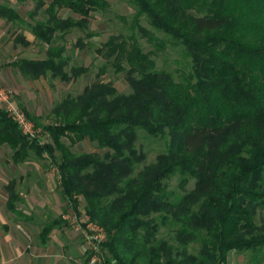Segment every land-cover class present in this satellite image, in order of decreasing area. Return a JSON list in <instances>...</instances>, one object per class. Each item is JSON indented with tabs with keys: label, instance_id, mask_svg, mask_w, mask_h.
<instances>
[{
	"label": "trees",
	"instance_id": "obj_1",
	"mask_svg": "<svg viewBox=\"0 0 264 264\" xmlns=\"http://www.w3.org/2000/svg\"><path fill=\"white\" fill-rule=\"evenodd\" d=\"M33 1L29 19L43 10L45 20L26 22L5 5L0 18L26 27L46 46L45 58L19 59L10 67L27 80H77L88 68L67 70L65 38L74 29L95 37L88 31L92 14L104 13L109 3ZM127 2L134 11L131 28L157 50L166 42L142 27L141 19L168 37L189 60V72L175 80L157 69L154 52H144L133 36H111L94 49L104 60L97 80L54 107L56 122L43 126L23 110L50 142L27 139L0 111V146L11 150L14 165L27 162L30 153L53 163L63 199L79 216L82 198L84 215L104 228L107 264H226L232 251L250 252L251 264H264V222L255 220L264 209V0ZM61 10L76 17L61 18ZM15 42L31 45L23 35ZM75 46L86 44L78 38ZM109 66L124 73L130 93L98 80ZM139 131L167 139L165 152L142 167L145 155L135 146ZM84 140L106 151L71 152ZM176 173L181 188L194 180L182 196L165 184ZM17 200L9 187L12 212ZM59 224L67 226L61 217L44 225L43 242ZM161 228L167 239L157 237Z\"/></svg>",
	"mask_w": 264,
	"mask_h": 264
},
{
	"label": "rangeland",
	"instance_id": "obj_2",
	"mask_svg": "<svg viewBox=\"0 0 264 264\" xmlns=\"http://www.w3.org/2000/svg\"><path fill=\"white\" fill-rule=\"evenodd\" d=\"M45 1L48 3L50 0ZM107 2L109 3V8L104 13H93L90 19L88 31L95 33V37L86 39L83 32L74 29L65 38V55L69 58L67 70L73 66L88 68L87 73L82 74L77 80L70 83L61 82L59 79L51 78L50 76L38 80H27L19 74L17 69L10 67V64L18 59H44L46 46L41 45L35 40L26 27L0 19V82L12 91L14 103L32 116L38 117L41 125L46 126L56 122L52 111L62 99L65 97H76L83 91L85 86L97 80L98 69L103 65L104 60L96 56L94 49L107 41L111 36H133L144 52H154L152 58H154L157 69L172 73L175 80H180L183 74L189 72V60L183 57L181 47L174 46L168 40V37L160 32H156L144 19H141L140 24L142 27L152 32L158 39L166 42L164 49L157 50L154 45L148 43L141 36L137 29L131 28V19L134 11L127 0H107ZM0 4L10 6L24 21L29 23L42 21L46 18L42 10L34 16L33 21L29 19L27 13L34 9L33 0H27L22 4L17 3L15 0H0ZM58 15L61 18L76 17L67 10L59 11ZM123 18L124 20H122ZM20 35L30 39L31 45L29 47H23L21 44L15 42L16 37ZM78 38L83 39L86 44L85 48L81 49L75 46ZM57 42L61 43L60 41ZM98 80L111 83L119 93H130L124 73L116 74L111 66L106 69L105 74ZM137 134L138 138L135 146L145 155L144 161L140 164V167H142L154 162L159 154L165 152L167 139L152 138L142 131H139ZM43 137L44 141L50 142L48 135H44ZM63 142L69 145L66 139H63ZM105 151L104 149H98L95 143L88 140L79 142L71 147V152L74 154L97 153L102 155ZM11 155L12 152L7 146L0 147V160L9 159ZM56 155L58 156L59 154L56 153ZM0 166L7 169V166L2 165L1 161ZM8 174L7 177H18L19 175L23 177H44L43 181L47 180L50 182L53 190H46L44 198L47 197L54 200V195L55 197L57 194L59 195L56 167L48 159H38L30 153L29 160L23 166L11 164V170H9ZM0 177L4 176L1 175ZM179 183L180 175L176 173L165 181L167 191L172 192L175 196H182L194 187V180H189L183 188L180 187ZM78 201L77 211L81 217L84 214L85 201L82 198H79ZM62 206L63 204L60 202V210L58 212L62 210ZM67 210L70 214L75 213L77 215L71 207H66ZM66 211L62 213H66ZM255 220L257 223L264 222V209L257 213ZM68 230L72 232L74 244L72 245L71 252L66 253V263L62 261L61 263L75 264V261L83 263L85 259L84 251L86 252L88 245L80 232H75L70 228ZM157 237L159 239H167V231L161 228ZM196 249L197 246L194 245L190 250L194 253ZM262 252L264 254V250ZM252 257L253 255L250 252L232 251L227 256L226 264H251Z\"/></svg>",
	"mask_w": 264,
	"mask_h": 264
},
{
	"label": "crops",
	"instance_id": "obj_3",
	"mask_svg": "<svg viewBox=\"0 0 264 264\" xmlns=\"http://www.w3.org/2000/svg\"><path fill=\"white\" fill-rule=\"evenodd\" d=\"M26 40L30 42V39ZM0 161L7 166V169L0 166V176H4L0 177V264L66 263V253L71 252L74 244V237L68 227L59 224L46 241L43 242L42 239L44 225L58 219L66 211V207L69 208L60 189L59 195L57 194L59 199L55 195L54 200L44 198L46 190L53 191L50 182H44V177H7L13 164L11 157ZM9 187H13L18 198L14 204V212L8 208ZM60 202L63 208L58 212ZM80 262L75 261V264H83Z\"/></svg>",
	"mask_w": 264,
	"mask_h": 264
},
{
	"label": "built area",
	"instance_id": "obj_4",
	"mask_svg": "<svg viewBox=\"0 0 264 264\" xmlns=\"http://www.w3.org/2000/svg\"><path fill=\"white\" fill-rule=\"evenodd\" d=\"M0 111L6 113L7 117L15 123L20 133L27 139L35 140L39 143L43 141L40 130L27 118L25 112L14 103L12 91L1 82ZM56 179L60 183V177H56ZM69 207H71L70 204ZM60 217L67 224L68 228L75 232H80L88 245L83 264H107L105 263L106 253L102 249V245L107 237L104 228L84 214L80 217L75 213L70 214L66 212L62 213Z\"/></svg>",
	"mask_w": 264,
	"mask_h": 264
}]
</instances>
